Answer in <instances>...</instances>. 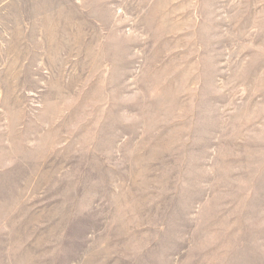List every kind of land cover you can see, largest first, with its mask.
I'll list each match as a JSON object with an SVG mask.
<instances>
[{
  "label": "rangeland",
  "instance_id": "1",
  "mask_svg": "<svg viewBox=\"0 0 264 264\" xmlns=\"http://www.w3.org/2000/svg\"><path fill=\"white\" fill-rule=\"evenodd\" d=\"M0 264H264V0L0 6Z\"/></svg>",
  "mask_w": 264,
  "mask_h": 264
},
{
  "label": "crops",
  "instance_id": "2",
  "mask_svg": "<svg viewBox=\"0 0 264 264\" xmlns=\"http://www.w3.org/2000/svg\"><path fill=\"white\" fill-rule=\"evenodd\" d=\"M16 2V0H0V6H4V5H7V4H12Z\"/></svg>",
  "mask_w": 264,
  "mask_h": 264
}]
</instances>
